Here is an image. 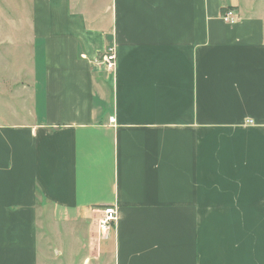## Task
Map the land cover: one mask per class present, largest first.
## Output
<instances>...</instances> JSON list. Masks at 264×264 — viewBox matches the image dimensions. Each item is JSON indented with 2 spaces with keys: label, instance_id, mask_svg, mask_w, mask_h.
<instances>
[{
  "label": "crops",
  "instance_id": "crops-1",
  "mask_svg": "<svg viewBox=\"0 0 264 264\" xmlns=\"http://www.w3.org/2000/svg\"><path fill=\"white\" fill-rule=\"evenodd\" d=\"M31 24L0 264H264V0H32Z\"/></svg>",
  "mask_w": 264,
  "mask_h": 264
},
{
  "label": "rangeland",
  "instance_id": "rangeland-1",
  "mask_svg": "<svg viewBox=\"0 0 264 264\" xmlns=\"http://www.w3.org/2000/svg\"><path fill=\"white\" fill-rule=\"evenodd\" d=\"M230 10L235 14L236 22L234 24L224 20V15ZM221 17L225 23L230 25L237 24L239 19L231 8L223 11ZM31 19L32 0H0L1 125L22 122L31 109L30 94L33 84ZM105 71L114 74V71L106 69ZM14 115L16 118L13 117ZM115 227L116 225L113 229ZM113 229L108 234H102L97 223L98 237L107 239Z\"/></svg>",
  "mask_w": 264,
  "mask_h": 264
},
{
  "label": "built area",
  "instance_id": "built-area-1",
  "mask_svg": "<svg viewBox=\"0 0 264 264\" xmlns=\"http://www.w3.org/2000/svg\"><path fill=\"white\" fill-rule=\"evenodd\" d=\"M224 20L230 24H234L236 22L235 14L232 10L228 11L226 15H224ZM100 63L103 67L111 72H115L117 65V55L115 47H109L106 49L103 56L100 58ZM113 122L114 119L111 118ZM101 216L98 218V227L99 231L102 234H108L111 229L117 224L118 221V211L114 206H106L100 210Z\"/></svg>",
  "mask_w": 264,
  "mask_h": 264
}]
</instances>
